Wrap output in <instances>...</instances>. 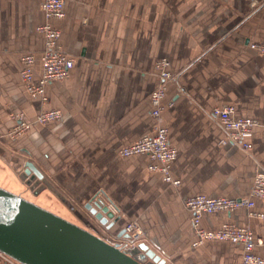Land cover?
<instances>
[{"label": "crops", "instance_id": "0c3cea01", "mask_svg": "<svg viewBox=\"0 0 264 264\" xmlns=\"http://www.w3.org/2000/svg\"><path fill=\"white\" fill-rule=\"evenodd\" d=\"M63 1L65 16L53 25L74 64L67 79L46 86L43 105L27 94L20 77L26 53L36 56L35 80L41 72V0H0V132L6 134L18 113L30 125L15 141H0V186L27 190L19 175L31 162L47 186L35 197L111 244L123 247L124 225L133 220L168 264H237L238 245L192 246L183 202L196 195L247 197L256 170H264V56L248 47L264 41V0ZM160 59L176 75L165 83L159 123L177 152L170 174L178 186L148 171L147 156L118 155L153 134L149 95L160 83ZM224 105L257 121L248 153L222 145V131L208 118V111ZM41 109L59 110L61 118L36 123ZM97 201L118 209L108 231L86 209ZM255 214H264V200L254 199L251 210L203 215L200 225L250 229L262 242L254 252L264 259V218Z\"/></svg>", "mask_w": 264, "mask_h": 264}, {"label": "built area", "instance_id": "2783aa9c", "mask_svg": "<svg viewBox=\"0 0 264 264\" xmlns=\"http://www.w3.org/2000/svg\"><path fill=\"white\" fill-rule=\"evenodd\" d=\"M40 9L44 19L43 23L37 27V31L44 40L43 49L38 56L41 72L38 79L35 80L34 65L36 56L32 53H26L21 58L22 69L20 77L27 94L44 105L48 101L46 86L50 83L67 79L74 64V58L63 51L59 43L60 30L53 25V22L60 21L65 16L64 1L41 0ZM248 47L264 56V41L250 43ZM155 69L160 83L149 95L150 117L154 121L153 134L121 147L118 150V155L121 158L147 156L150 159V163L147 166L148 171L160 174L165 183L178 186L179 181L173 180L170 174L177 152L170 144L167 129L159 123L166 96L165 83L173 80L176 75L169 71V62L165 59L158 60L155 64ZM207 116L222 131L224 135L222 145L230 144L246 153L251 150L250 139L254 128L257 126L256 120L237 116L232 105L213 107L207 112ZM12 118L14 125L8 135L16 138L27 131L30 125L24 120L22 113L15 114ZM60 118L61 112L59 110L41 109L35 117V122L47 124ZM254 199L264 200V170L260 168L255 172L247 197L230 199L196 195L186 198L183 204L191 215L190 223L195 235V241L192 246H199L206 241L227 242L241 247V258L237 264H264V259L254 252L255 247L261 245L262 242L254 237L250 229L237 227L233 224H223L216 230H205L200 225L203 215L230 212L238 208L251 210L254 207ZM107 206L115 216L118 214V209L112 204ZM251 215L254 214L251 212ZM255 215L264 218V214ZM123 231L125 240L122 248H133L136 240L140 238L141 229L136 223H129L124 227ZM0 258L12 264H19L2 253H0Z\"/></svg>", "mask_w": 264, "mask_h": 264}, {"label": "water", "instance_id": "95a60500", "mask_svg": "<svg viewBox=\"0 0 264 264\" xmlns=\"http://www.w3.org/2000/svg\"><path fill=\"white\" fill-rule=\"evenodd\" d=\"M19 178L33 196L46 189L44 177L26 162ZM86 209L107 230L118 221L101 201ZM124 231H122V234ZM0 253L19 264H168L145 243L111 244L20 194L0 186Z\"/></svg>", "mask_w": 264, "mask_h": 264}, {"label": "rangeland", "instance_id": "374dc122", "mask_svg": "<svg viewBox=\"0 0 264 264\" xmlns=\"http://www.w3.org/2000/svg\"><path fill=\"white\" fill-rule=\"evenodd\" d=\"M15 115V114H14ZM13 116V115H12ZM13 119V118H12ZM28 123V122H27ZM13 127V126H12ZM11 127V128H12ZM11 128H9L7 131H6V134L5 135H3L1 132H0V134H1V138H0V141H2V139L3 138H7L8 140H10V141H15L17 138H19V137H21L23 134H25L27 131H25L24 133H22L20 136H18V137H16V138H12L11 136H9L8 135V132L10 131V129ZM0 144H1V142H0ZM20 176V175H19ZM20 179V178H19ZM21 182H23L22 180H21ZM25 185V184H24ZM2 187V186H1ZM25 189H27V190H24V188L22 187H20V185H17V184H13V186L11 187V186H4V187H2V188H4V189H6V190H8V191H10V192H13V193H16V194H20V195H22L23 197H25V198H27V199H29V200H31V201H33V202H35V203H39V204H41V205H43L47 210H48V208H50V209H53V207L52 206H50V203H49V201L47 202V200H44V201H42L41 199L39 200L37 197H35V196H33L32 195V193L28 190V187L25 185ZM63 207V206H62ZM62 209H64L65 210V208H62ZM66 210H67V212H69L70 213V211L71 210H73V208H70V209H67L66 208ZM95 220V219H94ZM96 221V220H95ZM129 223H136L137 225H138V227L141 229V235H140V238H138L137 240H136V242L134 243V248L135 247H137V245L139 244V243H145L146 245H147V235H146V232L145 231H143L142 230V228H141V226L136 222V221H133V220H130V221H128L125 225H124V227L127 225V224H129ZM100 225V224H99ZM102 226V225H101ZM112 229V228H111ZM101 230V229H100ZM110 230V229H109ZM108 231V230H107ZM115 236V235H114ZM168 263V262H167ZM0 264H12V263H10V262H7V261H4L3 259H1L0 258Z\"/></svg>", "mask_w": 264, "mask_h": 264}]
</instances>
